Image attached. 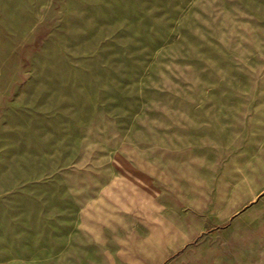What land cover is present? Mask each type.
<instances>
[{"label":"rangeland","instance_id":"obj_1","mask_svg":"<svg viewBox=\"0 0 264 264\" xmlns=\"http://www.w3.org/2000/svg\"><path fill=\"white\" fill-rule=\"evenodd\" d=\"M247 143H264V0H0V238L29 231L22 255L62 246L33 241L37 209L114 159L180 169Z\"/></svg>","mask_w":264,"mask_h":264},{"label":"crops","instance_id":"obj_2","mask_svg":"<svg viewBox=\"0 0 264 264\" xmlns=\"http://www.w3.org/2000/svg\"><path fill=\"white\" fill-rule=\"evenodd\" d=\"M219 150L180 169L118 158L79 177L36 211L33 241L62 246L36 262L22 255L29 231L14 238L7 223L0 264H264V143Z\"/></svg>","mask_w":264,"mask_h":264}]
</instances>
